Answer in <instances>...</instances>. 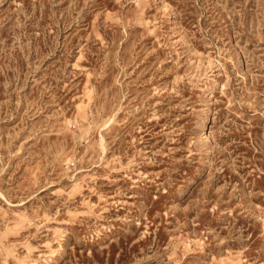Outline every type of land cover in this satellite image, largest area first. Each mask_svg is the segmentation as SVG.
<instances>
[{
	"label": "rangeland",
	"instance_id": "374dc122",
	"mask_svg": "<svg viewBox=\"0 0 264 264\" xmlns=\"http://www.w3.org/2000/svg\"><path fill=\"white\" fill-rule=\"evenodd\" d=\"M0 264H264V0H0Z\"/></svg>",
	"mask_w": 264,
	"mask_h": 264
}]
</instances>
